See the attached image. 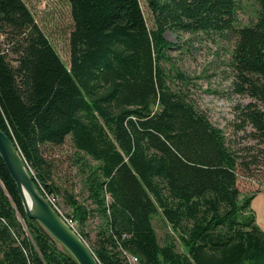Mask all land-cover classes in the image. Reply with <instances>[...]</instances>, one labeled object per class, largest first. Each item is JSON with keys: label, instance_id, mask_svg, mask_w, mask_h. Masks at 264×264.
Masks as SVG:
<instances>
[{"label": "trees", "instance_id": "trees-1", "mask_svg": "<svg viewBox=\"0 0 264 264\" xmlns=\"http://www.w3.org/2000/svg\"><path fill=\"white\" fill-rule=\"evenodd\" d=\"M70 65L25 0H0V126L19 144L42 193L100 264H264V229L239 175L264 156V0L236 24L238 0H69ZM232 34L237 128L244 155L181 86L167 30ZM171 64L168 72L165 63ZM251 127L248 130V127ZM75 147L82 190L54 180L47 145ZM61 195L70 213L60 210ZM167 232L161 242L154 218ZM182 245L180 250L178 245ZM0 264H79L36 219L0 155Z\"/></svg>", "mask_w": 264, "mask_h": 264}, {"label": "rangeland", "instance_id": "rangeland-1", "mask_svg": "<svg viewBox=\"0 0 264 264\" xmlns=\"http://www.w3.org/2000/svg\"><path fill=\"white\" fill-rule=\"evenodd\" d=\"M34 13L36 20L63 60L70 65V34L74 27L69 0H25ZM148 25L153 27L154 17L149 8L148 0H140ZM259 4L256 0H238L239 26L254 22L258 17ZM166 37L173 42L169 50L171 61L187 79L169 80L172 86H181L189 92L196 105L203 110L212 123L223 129L227 140L244 155L247 152L258 154L256 140L238 129L237 106L252 100L246 94L234 91L233 80L235 69L232 54L236 38L228 35L190 33L185 31L167 30ZM167 71L173 73L169 62L165 63ZM251 127H248L250 130ZM264 146V145H262ZM75 147L70 137L65 144L47 145L45 153L53 163L54 180L64 187L76 184V192L82 190L77 165L74 163ZM260 163L251 164L249 170L239 175V187L244 193H258L252 200V208L257 224L264 229V156ZM60 201V210L70 213L71 207L66 205L61 195L55 197ZM154 224L161 242L167 232L174 233L170 225L164 224L162 216L154 218ZM179 249L183 247L179 243Z\"/></svg>", "mask_w": 264, "mask_h": 264}, {"label": "water", "instance_id": "water-1", "mask_svg": "<svg viewBox=\"0 0 264 264\" xmlns=\"http://www.w3.org/2000/svg\"><path fill=\"white\" fill-rule=\"evenodd\" d=\"M0 155L18 186L28 217L38 220L79 264H100L87 240L39 189L19 144L1 126Z\"/></svg>", "mask_w": 264, "mask_h": 264}, {"label": "built area", "instance_id": "built-area-1", "mask_svg": "<svg viewBox=\"0 0 264 264\" xmlns=\"http://www.w3.org/2000/svg\"><path fill=\"white\" fill-rule=\"evenodd\" d=\"M67 220L70 222V223H74L71 219H68ZM127 257H128V260H129V263L130 264H138V257L133 255V254H127Z\"/></svg>", "mask_w": 264, "mask_h": 264}]
</instances>
